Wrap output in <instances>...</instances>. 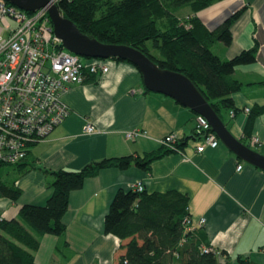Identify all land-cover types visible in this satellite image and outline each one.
Segmentation results:
<instances>
[{
	"label": "crops",
	"instance_id": "0c3cea01",
	"mask_svg": "<svg viewBox=\"0 0 264 264\" xmlns=\"http://www.w3.org/2000/svg\"><path fill=\"white\" fill-rule=\"evenodd\" d=\"M241 10L231 27L232 43L217 42L211 49L225 61L257 49L254 63L235 70L234 78L242 85L233 96L238 113L231 117L224 112V120L235 137L264 154V146L251 144L253 137L264 143V113L256 116L249 136L245 131L251 111L264 106V0H221L196 14L189 7L176 13L182 21L196 16L214 31ZM63 100L69 116L32 147L25 171L1 169L5 180L15 181L23 193L17 202L0 198V217L5 220L19 219L24 205L47 203L53 194L52 172L159 153L160 140L172 134L183 145L154 161L150 170L111 167L88 178L70 195L62 236L33 232L40 242L34 253L37 264H115L122 241L106 234L105 219L117 192L138 183L150 194L187 195L193 222L206 219L203 232L220 264H264V171L238 159L222 143L198 153L202 140L196 136L192 110L168 96L146 92L138 68L116 60L103 77L91 76L84 84L70 86ZM88 123L99 132L86 134ZM132 129L148 136L127 140L124 132Z\"/></svg>",
	"mask_w": 264,
	"mask_h": 264
},
{
	"label": "trees",
	"instance_id": "16d2710c",
	"mask_svg": "<svg viewBox=\"0 0 264 264\" xmlns=\"http://www.w3.org/2000/svg\"><path fill=\"white\" fill-rule=\"evenodd\" d=\"M218 1L221 0H62L58 6L83 33L102 43L132 46L162 69L186 75L224 120V112L238 113L233 96L242 85L234 78L235 70L254 63L257 49L243 51L225 61L211 47L217 42L227 46L232 43L231 27L243 10L214 31L208 30L196 16L182 21L176 13L189 7L196 14ZM261 113L264 106L251 111L245 129L247 136ZM182 145L183 140L178 139L175 148L163 146L159 153L144 157L102 160L80 171L52 172L53 194L44 206L27 204L21 208L19 219H0V264H37L34 253L40 242L33 232L62 236L71 193L82 189L85 181L100 170H125L133 165L150 170L154 161L177 152ZM28 156L15 165H0V198L14 202L21 199L22 190L15 181L3 179L1 169L15 167L23 173ZM189 217L187 195L177 191L150 194L146 190L120 189L105 219L106 234L122 241L115 264H220L217 252L209 250L203 228L187 232L191 226L186 221Z\"/></svg>",
	"mask_w": 264,
	"mask_h": 264
},
{
	"label": "built area",
	"instance_id": "2783aa9c",
	"mask_svg": "<svg viewBox=\"0 0 264 264\" xmlns=\"http://www.w3.org/2000/svg\"><path fill=\"white\" fill-rule=\"evenodd\" d=\"M60 1L51 0V4L58 5ZM111 60L85 59L66 50L54 34L48 7L29 13L0 0V165L23 161L35 144L69 116L63 96L70 86L84 84L90 75L99 78L108 74ZM235 114L234 110L230 111L231 117ZM84 131L99 132L91 123ZM195 131L202 140L196 148L198 153L221 145L203 116H196ZM124 135L131 141L148 136L140 129L128 130ZM177 141V136L172 134L160 143L175 148ZM251 144L264 146L257 137L251 138ZM242 168L243 165L238 166V170ZM131 189L141 192L144 185L138 183ZM186 221L191 225L187 232L206 225L205 218L196 224L191 217ZM209 250L215 251L212 247Z\"/></svg>",
	"mask_w": 264,
	"mask_h": 264
},
{
	"label": "water",
	"instance_id": "95a60500",
	"mask_svg": "<svg viewBox=\"0 0 264 264\" xmlns=\"http://www.w3.org/2000/svg\"><path fill=\"white\" fill-rule=\"evenodd\" d=\"M29 13L48 7L53 31L66 50L85 59L122 60L133 64L141 73L149 92L174 99L182 106L203 116L221 143L243 162L264 171V154L235 137L200 89L184 74L162 69L139 49L128 45L106 44L83 33L57 4L51 0H5Z\"/></svg>",
	"mask_w": 264,
	"mask_h": 264
},
{
	"label": "rangeland",
	"instance_id": "374dc122",
	"mask_svg": "<svg viewBox=\"0 0 264 264\" xmlns=\"http://www.w3.org/2000/svg\"><path fill=\"white\" fill-rule=\"evenodd\" d=\"M154 52L157 53L156 50H154ZM257 149H259V148H257ZM259 150H260V149H259ZM4 168H6V167H4ZM4 168H3V170H4ZM2 174H4V171H3ZM2 177H3L4 179H6L5 175H2ZM9 180H12V179H9Z\"/></svg>",
	"mask_w": 264,
	"mask_h": 264
}]
</instances>
